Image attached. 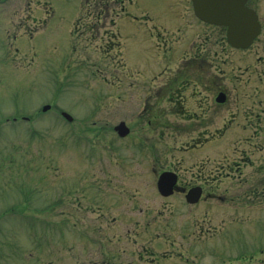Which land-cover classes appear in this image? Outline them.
Listing matches in <instances>:
<instances>
[{"label":"rangeland","instance_id":"374dc122","mask_svg":"<svg viewBox=\"0 0 264 264\" xmlns=\"http://www.w3.org/2000/svg\"><path fill=\"white\" fill-rule=\"evenodd\" d=\"M129 1L0 0V264H264V50L214 46L229 103L203 115L192 83L187 116L149 124L151 87L225 31L191 0ZM199 164L207 204L159 194L163 171L189 189Z\"/></svg>","mask_w":264,"mask_h":264},{"label":"flooded vegetation","instance_id":"af4514ba","mask_svg":"<svg viewBox=\"0 0 264 264\" xmlns=\"http://www.w3.org/2000/svg\"><path fill=\"white\" fill-rule=\"evenodd\" d=\"M247 6L257 11L259 20L262 25L261 32L256 37L254 43L246 49H237V48L232 47L229 44V41L227 38V28L226 27L216 26L217 28L223 29L225 31L224 35H221V37L219 38L218 37L211 38L210 36L206 38L204 37L203 33L199 35V37H204L202 42H200L199 45L195 48L194 54L187 53V55L183 56L182 64L181 66H179L177 73L168 77L167 81L164 82L161 87H157V88L151 87L150 92L147 93L148 98L146 99V102L144 104L143 111H145V114L147 113V116L149 117L148 119L149 124L152 121L155 122L157 119H161L162 115H166V117L168 115L187 116L189 112L187 109H185V92L190 88L189 85H191L192 83L195 85V88H193V95H194L195 103L198 102L200 106L207 105L206 107H202L201 109L198 107V109L202 111L203 115L210 114L209 111L211 110V108H209V106L212 103L214 105H220V106H224L227 103H229L230 94H229V91L227 89V85L225 82L228 79V77H227V74L225 73L218 74L215 72V69L217 67L218 53H217V50H214V46L216 45L221 46L223 48L222 52L226 51V49H228L229 47L230 50H233L236 53H240V54H247L248 52L251 51L252 47L255 44H258L264 50V17H263L264 15H262L263 10H264V0H248ZM205 25L209 27L212 26L210 24H207L201 21L200 27H202L203 30L206 29ZM261 59H262V56H261ZM249 67L250 66L245 68V72H249ZM190 70H192L193 72L192 76H188V71ZM252 76H253V71H251L249 78H251ZM258 76L261 77L262 73L257 71L255 74V77H258ZM203 93H205L206 96H202ZM208 96H211V97H208ZM167 100L169 101V104L171 105L170 112H165V110L167 109L161 107V104ZM202 113L199 114V112L197 111L192 112L191 114L192 119L196 115L201 117ZM140 115L141 116L144 115V112ZM232 116H235V115L232 114ZM221 136H224V131ZM206 142H204L203 144L202 142L201 143L198 142L195 145H193L192 149H198L200 145L203 146ZM220 165L222 168L235 165L236 166L235 168L238 169L241 167V162L235 161L233 164L232 163L229 164L225 162ZM198 167L200 169L198 172L199 183L196 184L195 186H200L202 188L203 193H202L201 199L196 204H194V206L195 205L204 206L212 199L211 194L206 191L205 185L207 182L216 180V176L214 177V175L209 174V177H207L203 175L204 171L201 170L200 164ZM172 172L178 175V183H179L180 175L175 171H172ZM229 175L230 174H227L225 177H229ZM217 177L222 179V177L218 175ZM177 190L178 191L176 193L184 194V191L186 190V188L181 187L179 184ZM180 255L182 256L183 253ZM199 260H202V259L199 258Z\"/></svg>","mask_w":264,"mask_h":264},{"label":"water","instance_id":"95a60500","mask_svg":"<svg viewBox=\"0 0 264 264\" xmlns=\"http://www.w3.org/2000/svg\"><path fill=\"white\" fill-rule=\"evenodd\" d=\"M247 0H193L196 14L203 20L217 25L228 26L229 42L235 47H248L259 34L261 25L254 10L245 6ZM46 106L44 110L49 109ZM72 120V117L64 113ZM121 135L129 133L125 123L116 128ZM177 176L173 173H163L158 180V187L163 195L174 192ZM202 193L201 188H193L187 194V200L195 203Z\"/></svg>","mask_w":264,"mask_h":264}]
</instances>
